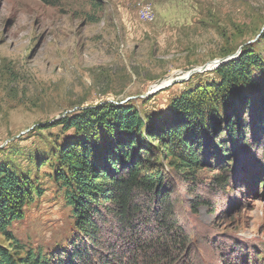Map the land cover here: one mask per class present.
<instances>
[{
    "label": "rangeland",
    "instance_id": "1",
    "mask_svg": "<svg viewBox=\"0 0 264 264\" xmlns=\"http://www.w3.org/2000/svg\"><path fill=\"white\" fill-rule=\"evenodd\" d=\"M244 47L264 59V0H0V162L41 190L8 228L20 245L14 256L46 259L71 237L54 175L59 149L75 136L59 120L104 103L168 116L181 92L217 79L218 66L200 67ZM259 141L231 153L225 192L200 184L210 204L191 210L193 195L176 185L195 248L190 264H239L236 252L242 264H264L248 259L264 251L263 130ZM210 176L201 169L198 182ZM0 245L11 250L2 234Z\"/></svg>",
    "mask_w": 264,
    "mask_h": 264
},
{
    "label": "trees",
    "instance_id": "2",
    "mask_svg": "<svg viewBox=\"0 0 264 264\" xmlns=\"http://www.w3.org/2000/svg\"><path fill=\"white\" fill-rule=\"evenodd\" d=\"M214 72L217 79L176 96L168 116L142 117L131 104L104 103L57 122L75 136L59 149L54 175L73 230L65 247L46 259L12 252L20 245L8 228L41 190L0 162V234L11 248L0 245V264L192 263L195 248L176 185L193 195L191 210L210 204L198 193L200 184L225 192L233 171L227 159L243 144L262 145L264 131V59L244 47ZM204 168L211 176L200 183ZM251 256L249 262L264 261V251ZM236 257L242 264V254Z\"/></svg>",
    "mask_w": 264,
    "mask_h": 264
},
{
    "label": "water",
    "instance_id": "3",
    "mask_svg": "<svg viewBox=\"0 0 264 264\" xmlns=\"http://www.w3.org/2000/svg\"><path fill=\"white\" fill-rule=\"evenodd\" d=\"M239 52H240V51H237L235 54L227 55V56H225V57H223V58H219V59L212 60V61H210V62L204 64L202 67H200V68H201L200 71L208 69L209 66H212V67L214 66V67H216V66H218V65L221 64V63L227 62V61L233 59L234 57H236V56L239 54ZM189 75H191V74H188V76H189ZM188 76H187V77H188ZM183 79H185V78H180V79H178V80H183ZM174 81H176V80H172V82H174ZM169 84H171V83H168L167 86H168ZM167 86L165 85V86L157 87L153 92L159 91V90H161V89H163L164 87H167Z\"/></svg>",
    "mask_w": 264,
    "mask_h": 264
},
{
    "label": "bare ground",
    "instance_id": "4",
    "mask_svg": "<svg viewBox=\"0 0 264 264\" xmlns=\"http://www.w3.org/2000/svg\"><path fill=\"white\" fill-rule=\"evenodd\" d=\"M139 12L143 16L144 19H146V20L151 19V17H150L151 16V12H150V10H149V8H148L147 5L142 6L140 8ZM168 83H169V81L168 80L167 81L165 80L163 83H161V86H165V85L167 86ZM156 87H157V85H156ZM156 87H155V89H156Z\"/></svg>",
    "mask_w": 264,
    "mask_h": 264
}]
</instances>
